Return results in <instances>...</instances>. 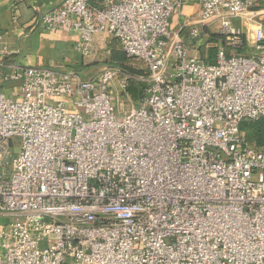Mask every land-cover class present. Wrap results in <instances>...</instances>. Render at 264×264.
I'll use <instances>...</instances> for the list:
<instances>
[{
    "label": "built area",
    "instance_id": "1",
    "mask_svg": "<svg viewBox=\"0 0 264 264\" xmlns=\"http://www.w3.org/2000/svg\"><path fill=\"white\" fill-rule=\"evenodd\" d=\"M185 0H62L38 26L119 42L147 76L137 108L116 118L109 89L132 78L114 68L96 80L73 70L10 65L0 91V264H264V148L243 122L264 119L260 55L213 64L194 54L216 26L227 49L245 38L232 20L258 0H198L196 24L170 29ZM264 13V9H263ZM11 52L0 37V59ZM48 98L66 101L48 105Z\"/></svg>",
    "mask_w": 264,
    "mask_h": 264
},
{
    "label": "crops",
    "instance_id": "2",
    "mask_svg": "<svg viewBox=\"0 0 264 264\" xmlns=\"http://www.w3.org/2000/svg\"><path fill=\"white\" fill-rule=\"evenodd\" d=\"M61 2L62 0H0V37L11 52L9 57L0 59V91L6 95H10L12 88L16 86L5 80L10 72V65L43 66L80 73L83 69L86 70L84 67L90 63L87 61L94 57L82 58L74 52L77 35L44 31L38 26L39 17L46 11L58 8ZM199 9L198 0H185L181 9L172 17L170 29L182 36L187 35L196 24ZM262 21L263 9L253 10L247 17L232 20V25L241 29L244 35V49L248 50L249 56L260 55L254 51L252 38L256 25ZM213 31L217 33L214 25L204 28L202 37H207L206 32ZM106 40L110 38L98 36L94 39V53L103 48ZM197 46H205L203 38Z\"/></svg>",
    "mask_w": 264,
    "mask_h": 264
},
{
    "label": "trees",
    "instance_id": "3",
    "mask_svg": "<svg viewBox=\"0 0 264 264\" xmlns=\"http://www.w3.org/2000/svg\"><path fill=\"white\" fill-rule=\"evenodd\" d=\"M258 4V7L254 8V10L264 9V0H258ZM205 34L208 37L207 42L209 47L202 50L200 55L204 60L213 64L218 51L217 45L224 46L225 40L218 33L206 32ZM92 55L98 59H95V62L90 65L102 62L110 68L118 69L123 74L132 77L126 82L124 92L134 102H140L145 85L135 78L147 76V68L144 62L137 58H128L122 51L119 42L112 38L106 40L103 48L95 50V53L93 51ZM100 57L101 61H99ZM240 131L251 146L257 149L264 148V119L255 122H243L240 125Z\"/></svg>",
    "mask_w": 264,
    "mask_h": 264
},
{
    "label": "rangeland",
    "instance_id": "4",
    "mask_svg": "<svg viewBox=\"0 0 264 264\" xmlns=\"http://www.w3.org/2000/svg\"><path fill=\"white\" fill-rule=\"evenodd\" d=\"M211 33H216V31H213ZM206 40L208 41V37H205V38L203 37V43L205 44V46H201L198 50L195 49L194 54L196 55L199 54V56H201L200 55L201 51L209 47L208 42H206ZM217 46L224 47V52L228 56H242V57L249 56L248 50H245V49L241 51H237L235 49H227L225 45L224 46L217 45ZM94 59H98V58L93 57L92 60L87 61V63L88 62L94 63ZM99 61H101V57L99 58ZM90 63L84 67L86 70L83 69V72L78 73L80 77L84 80H89V79L96 80L99 78L103 69L110 68L108 65L103 64L102 62H98L92 65H90ZM113 87L114 88L109 89L110 103L114 109V114L116 118L119 119L122 117L124 113L130 112L132 108H137L139 106V102H134L131 98L125 95L124 91H121L120 89L118 90L116 81L114 82ZM63 101H66V99L65 98H48L46 100V103L48 105H54L57 102H63ZM6 222H7L6 219L0 217V229L6 225Z\"/></svg>",
    "mask_w": 264,
    "mask_h": 264
}]
</instances>
